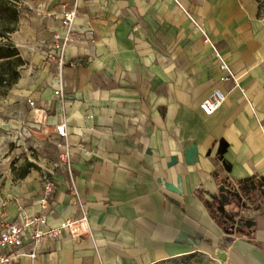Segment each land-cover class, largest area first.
Instances as JSON below:
<instances>
[{
  "label": "crops",
  "instance_id": "obj_1",
  "mask_svg": "<svg viewBox=\"0 0 264 264\" xmlns=\"http://www.w3.org/2000/svg\"><path fill=\"white\" fill-rule=\"evenodd\" d=\"M21 1L27 21L12 39L27 64L0 98V127L30 128L43 164L23 177L2 172L0 224L19 207L40 210L46 169L55 180L48 223L85 210L86 227L45 242L37 264H155L192 253L264 264V210L238 188L264 178V1ZM70 9L68 29L60 16ZM214 88L226 99L205 115L199 103ZM61 120L65 139L55 132ZM64 143L72 179L52 165ZM191 145L197 154L186 159Z\"/></svg>",
  "mask_w": 264,
  "mask_h": 264
},
{
  "label": "built area",
  "instance_id": "obj_2",
  "mask_svg": "<svg viewBox=\"0 0 264 264\" xmlns=\"http://www.w3.org/2000/svg\"><path fill=\"white\" fill-rule=\"evenodd\" d=\"M75 18V10L70 9L64 11L60 20L63 26L70 28ZM69 40V36L65 38L64 43L59 47L62 52L63 45ZM205 42H209V38L205 37ZM219 57V56H218ZM220 69L230 73L229 66L225 61H221ZM225 74L222 80L227 79ZM57 96H63L62 81L58 79L57 87L54 90ZM226 96L218 88H214L211 93L204 98L199 107L205 115L215 112L225 101ZM28 103L35 108L36 112L43 110L36 108L35 103L29 100ZM44 113V112H43ZM40 113L41 119L44 114ZM55 132L61 137L66 138L68 135L67 123L61 120L55 125ZM26 135H31L30 128H27ZM54 168H61L70 179L73 178L72 172V153L67 143L60 144L57 152V158L53 162ZM42 191L38 200L40 210L31 212L24 207H19L15 220H6L0 224V264H11L18 262L21 258H29L31 264H37L36 259L40 254L41 246L48 241L59 238L64 230H84L86 223V212L83 210L82 216L78 220H64L58 225H50L47 220V212L51 204V197L55 191V180L52 174L46 169L41 175ZM84 206V205H82ZM228 246V242L223 243Z\"/></svg>",
  "mask_w": 264,
  "mask_h": 264
},
{
  "label": "rangeland",
  "instance_id": "obj_3",
  "mask_svg": "<svg viewBox=\"0 0 264 264\" xmlns=\"http://www.w3.org/2000/svg\"><path fill=\"white\" fill-rule=\"evenodd\" d=\"M264 1V0H263ZM22 17L20 18L21 25L26 23L28 10H24V5L21 1ZM3 96H0V98ZM43 152L42 148L32 143L30 138L24 134L20 135L15 132L14 134H8L3 132L0 127V178L2 172L7 171L13 174V176L19 173L21 166L26 161L33 162L36 167L38 164H43ZM257 191H252L248 195V201L260 209L264 210V178H256ZM230 213L237 212V206H233ZM234 221H225V226H230ZM187 262V263H185ZM156 264H218L213 259L202 253H192L186 256L171 258L157 262Z\"/></svg>",
  "mask_w": 264,
  "mask_h": 264
},
{
  "label": "trees",
  "instance_id": "obj_4",
  "mask_svg": "<svg viewBox=\"0 0 264 264\" xmlns=\"http://www.w3.org/2000/svg\"><path fill=\"white\" fill-rule=\"evenodd\" d=\"M22 11L21 0H0V96H5L19 80L21 70L27 64V60L12 39V34L19 28ZM35 167L33 162L26 161L17 175L23 177ZM252 182L256 183L249 178L238 180L240 186L250 185ZM242 191L246 195L247 192H251V190Z\"/></svg>",
  "mask_w": 264,
  "mask_h": 264
},
{
  "label": "water",
  "instance_id": "obj_5",
  "mask_svg": "<svg viewBox=\"0 0 264 264\" xmlns=\"http://www.w3.org/2000/svg\"><path fill=\"white\" fill-rule=\"evenodd\" d=\"M197 154V148H196V146H194V145H191L188 149H186V150H184V152H183V155H184V157L186 158V159H191L192 157H194V155H196ZM177 162V158H176V156H171V159H170V161H169V165H172V164H174V163H176ZM166 186L168 187V188H173L174 186L173 185H171V184H166ZM225 186L227 187V186H230V184H225L223 187L224 188H222V190H226V191H230V189H227V188H225ZM238 188L240 189V190H246L247 189V191H249V190H254V189H256L257 188V184L256 183H254V182H252L250 185L249 184H244L243 186H240L239 185V183H238ZM232 194L234 193L233 191H230ZM219 207H221L222 209H223V205H220ZM244 223L248 226V227H250L251 225H252V221L251 220H245L244 221Z\"/></svg>",
  "mask_w": 264,
  "mask_h": 264
}]
</instances>
